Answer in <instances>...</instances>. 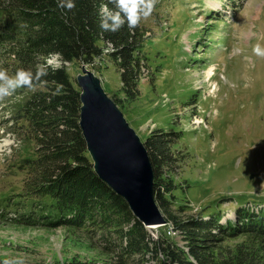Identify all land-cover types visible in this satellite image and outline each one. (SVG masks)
Wrapping results in <instances>:
<instances>
[{
    "label": "rangeland",
    "instance_id": "obj_1",
    "mask_svg": "<svg viewBox=\"0 0 264 264\" xmlns=\"http://www.w3.org/2000/svg\"><path fill=\"white\" fill-rule=\"evenodd\" d=\"M140 25L148 62L138 98L123 101L112 63H67L70 75H91L89 86L117 105L142 142L157 130L181 132L172 146L177 205L185 209L178 216L218 211L226 224L240 206L264 211V58L253 53L255 45L264 47V0H159ZM49 64L63 62L52 56ZM25 97L17 90L0 100V214L9 217L0 219V264L17 257L24 264L105 262L87 235L11 220L21 212L28 177L19 166L27 154L12 129ZM149 230L184 245L172 227Z\"/></svg>",
    "mask_w": 264,
    "mask_h": 264
},
{
    "label": "trees",
    "instance_id": "obj_2",
    "mask_svg": "<svg viewBox=\"0 0 264 264\" xmlns=\"http://www.w3.org/2000/svg\"><path fill=\"white\" fill-rule=\"evenodd\" d=\"M75 3L65 15L57 0H0V69L11 75L20 68L34 71L38 63L48 65L52 56L63 62L59 68L49 64L48 76L34 91L19 89L26 97L16 106L12 129L27 154L19 166H25L28 177L18 202L21 212L11 220L89 236L107 261L79 264H264L262 209L240 206L236 221L226 224L218 211L207 218L176 214L185 211L177 205L172 173L178 162L172 146L181 137L179 130H157L143 144L151 157L154 197L166 217L165 227L178 231L184 245L166 231L154 238L126 199L97 174L80 123L82 90L66 64L94 68L96 62L112 63L120 74L123 101H133L140 95L148 62L146 37L141 25L134 30L125 25L116 33L101 30L102 13L114 8L110 0ZM197 100L191 97L192 103ZM0 219L9 217L2 213Z\"/></svg>",
    "mask_w": 264,
    "mask_h": 264
},
{
    "label": "water",
    "instance_id": "obj_3",
    "mask_svg": "<svg viewBox=\"0 0 264 264\" xmlns=\"http://www.w3.org/2000/svg\"><path fill=\"white\" fill-rule=\"evenodd\" d=\"M91 74V73H90ZM81 87V127L97 174L124 197L148 229L167 225L154 197V170L148 150L92 76L77 78Z\"/></svg>",
    "mask_w": 264,
    "mask_h": 264
},
{
    "label": "clouds",
    "instance_id": "obj_4",
    "mask_svg": "<svg viewBox=\"0 0 264 264\" xmlns=\"http://www.w3.org/2000/svg\"><path fill=\"white\" fill-rule=\"evenodd\" d=\"M159 0H110L114 8L105 11L101 15L100 25L102 31L116 33L125 25L130 30L136 29L142 20L148 19L155 10ZM57 6L67 12L76 8L75 0H57ZM115 51V48H111ZM253 53L264 58V47L257 44L253 48ZM49 74L48 65L38 63L35 70L20 68L13 74H9L6 69H0V100L11 96L19 89L35 90L37 85L42 82L44 77ZM3 264H24L23 258L17 257L7 259Z\"/></svg>",
    "mask_w": 264,
    "mask_h": 264
},
{
    "label": "built area",
    "instance_id": "obj_5",
    "mask_svg": "<svg viewBox=\"0 0 264 264\" xmlns=\"http://www.w3.org/2000/svg\"><path fill=\"white\" fill-rule=\"evenodd\" d=\"M175 231V230H174ZM176 233H178L177 231H175ZM176 235V234H175Z\"/></svg>",
    "mask_w": 264,
    "mask_h": 264
},
{
    "label": "bare ground",
    "instance_id": "obj_6",
    "mask_svg": "<svg viewBox=\"0 0 264 264\" xmlns=\"http://www.w3.org/2000/svg\"><path fill=\"white\" fill-rule=\"evenodd\" d=\"M96 84V83H95ZM101 89V88H100Z\"/></svg>",
    "mask_w": 264,
    "mask_h": 264
}]
</instances>
